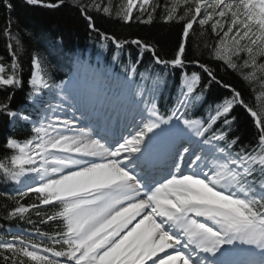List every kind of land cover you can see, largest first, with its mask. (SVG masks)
<instances>
[{"label": "snow or ice", "instance_id": "obj_1", "mask_svg": "<svg viewBox=\"0 0 264 264\" xmlns=\"http://www.w3.org/2000/svg\"><path fill=\"white\" fill-rule=\"evenodd\" d=\"M23 3L69 5L97 33L101 48L115 46L116 63L129 43L139 54L122 65L118 78L131 114L119 134L108 128L112 117L97 112L91 94H81L70 80L55 81L35 50L26 107L13 108L15 91L24 86L26 30L13 28L14 5L0 0L8 13L0 37L11 57H0V91L6 93L0 115L30 133L6 137L0 159V179L25 189L0 194L2 218L17 222L15 231L0 228V264H264V0ZM93 13L125 24L151 23L159 14L164 23L182 26L178 46L164 58L152 43L119 40L96 28ZM145 53L152 64L141 72ZM205 56L220 70L235 72L255 106L202 62ZM75 63L82 64L79 58ZM189 65L199 71L189 73ZM154 66L181 72L179 95L167 114L157 104ZM213 83L231 95L209 105L206 115L189 118L188 110L204 102ZM236 106L251 118L253 143L241 144L233 135ZM31 194L35 202L23 203ZM20 221L31 227L20 229Z\"/></svg>", "mask_w": 264, "mask_h": 264}, {"label": "trees", "instance_id": "obj_2", "mask_svg": "<svg viewBox=\"0 0 264 264\" xmlns=\"http://www.w3.org/2000/svg\"><path fill=\"white\" fill-rule=\"evenodd\" d=\"M14 7L11 13L12 18L18 23L13 25V28L19 27L26 34L23 36V43L25 51L20 55V62L23 68L22 77L24 86L17 89L13 96L12 107L20 108L26 107L24 101L28 91L27 81L31 72V53L35 50L39 52L47 65L48 71L55 81H60L68 74L79 76L80 68L85 65L88 70H95L100 72L102 78H105L108 71L118 81L122 79L121 71L122 65L131 61L135 62L139 50L135 45L128 44L118 58L121 63H116L112 60L113 55L117 54L115 46L108 42L107 47H100V38L95 32H90L87 27V22L80 16V13L69 5L58 9H47L39 6H27L23 0H11ZM121 0H113V3H120ZM8 13L6 9L0 4V29L5 26ZM96 28L109 35L115 36L119 40L131 41L132 39H141L156 46L158 54L164 58H170L175 48L178 46L182 26L176 23H164L160 15L157 14L151 23H141L133 21L125 24L123 22L111 19L102 14L93 13ZM58 38L62 42L58 41ZM165 54H167L165 56ZM188 58L194 56V49L192 42L188 46ZM0 57L5 61H10L5 40L0 37ZM79 58L82 62L81 66H77L75 59ZM202 62H208L206 56L202 58ZM152 64V57L150 53H145L142 63L138 66L139 71L144 72L147 66ZM211 66L216 69V74L225 83H230L241 90L244 94L246 102L255 106L256 102L252 94L246 87L240 77L232 71H222L219 67L211 63ZM189 73L192 71H199L198 68L189 65L186 69ZM153 77H160V87L156 93V100L159 110L163 114H167L169 109L176 103L181 86V72L180 70H165L162 66H154L150 69ZM140 81V77H136ZM207 82V79H205ZM149 84L150 82H145ZM6 95L5 92L0 91V98ZM231 93L219 85H213L205 93L204 102L195 109L188 110L189 118L206 115V109L209 105H214L225 97L230 96ZM166 97V98H165ZM166 108V110H164ZM232 115L237 118L234 124L235 132L233 135L240 137L241 144H248L254 142V126L251 118L247 115L245 110L236 106ZM219 127V124L216 125ZM28 126L16 125L13 127L8 119L0 115V159L6 154L4 149V142L8 136H16L24 139L29 135ZM18 185L11 182L5 183L0 179V194L10 193L15 195ZM35 194H31L22 201L25 204L35 202ZM4 200L0 196V228L17 229V222L5 221L3 216ZM50 211V209H48ZM33 218L35 214L33 213ZM20 229H29L31 226L23 221L18 222ZM44 231H50L48 227L43 228Z\"/></svg>", "mask_w": 264, "mask_h": 264}, {"label": "rangeland", "instance_id": "obj_3", "mask_svg": "<svg viewBox=\"0 0 264 264\" xmlns=\"http://www.w3.org/2000/svg\"><path fill=\"white\" fill-rule=\"evenodd\" d=\"M81 72H82V75H83L84 74V70H81ZM98 79H99V77L97 75L89 74L88 75V82L87 83H82V85H79L77 83L74 84V82L72 80H70V81H72L74 87L81 94L88 95V93L90 92V89L88 87L92 86V84L96 85V83L98 82ZM104 86L106 87L105 89H107V87H110V91H111V88H117L118 87L117 85L114 86V83H106ZM97 100H99V99H97ZM99 101L102 102L103 104H102V107L100 109L97 108L96 110L98 112L104 113L105 115H109L112 112V107L109 105V103L104 102L103 99H101ZM117 101H118L117 102V106L115 108L117 113H120L122 117L126 116L125 119L120 117V120H119L121 125H125V126L122 127V128H120L119 126H116V127H118V130H117L118 132L114 131V133L119 134L124 129H126L128 127L129 120L131 119V114L126 112V109L128 107V101L125 98V96L123 95V93L121 94L120 97H118ZM93 102H94V100H93ZM113 121H114V119H112V123H113ZM112 123H110V124H112ZM119 129H121V131Z\"/></svg>", "mask_w": 264, "mask_h": 264}, {"label": "bare ground", "instance_id": "obj_4", "mask_svg": "<svg viewBox=\"0 0 264 264\" xmlns=\"http://www.w3.org/2000/svg\"><path fill=\"white\" fill-rule=\"evenodd\" d=\"M66 81V80H65ZM94 100V104H95V107H96V109L98 108V109H100L101 107H102V102H100L99 100H97V99H93ZM98 112V111H97ZM111 114V113H110ZM109 114V115H110ZM120 114V113H119ZM77 115H79V113H77ZM121 115V114H120ZM125 115V114H124ZM123 115V116H124ZM120 117L117 115L115 118H114V121H113V123L112 124H109V129H112V128H115L116 127V124L118 123V126L120 127V128H122L120 125H119V123H120ZM108 123V122H107ZM104 125V121L103 120H101V126H103ZM114 132V131H113Z\"/></svg>", "mask_w": 264, "mask_h": 264}]
</instances>
